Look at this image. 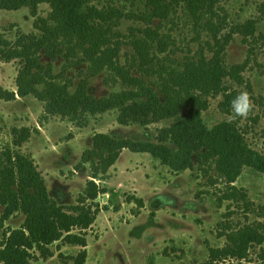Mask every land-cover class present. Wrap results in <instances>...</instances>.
<instances>
[{"label": "rangeland", "instance_id": "374dc122", "mask_svg": "<svg viewBox=\"0 0 264 264\" xmlns=\"http://www.w3.org/2000/svg\"><path fill=\"white\" fill-rule=\"evenodd\" d=\"M37 1L35 6L29 3L18 9L0 8V52L9 48L20 34H38L33 22L46 18L50 6L49 0ZM97 1L106 5L110 0ZM89 2L95 6V0ZM170 3L168 18L161 20L150 16L153 8L147 0L113 2L125 14L131 13L118 28L125 44L119 63L132 67V76L143 80L147 87H157L158 76L138 71L131 46L134 36L143 37L144 30L157 32L168 48L165 53L156 51L158 67H180L189 60L196 61L202 53L208 57L213 54L208 44L213 45L214 41L203 23L196 24L181 3ZM217 13L226 20L221 22L217 37L225 43L223 40L230 36L220 58L225 66L244 68L239 84L229 80V91H234L235 97L247 91L254 108L247 118L232 119V111L223 114L219 110L223 95H213L206 99L207 108L201 119L207 128L224 121L238 125L246 143L264 162V0H222ZM247 23H252L253 29ZM83 57L81 52L70 59L59 56L51 63L53 74L70 82L71 90L85 79L87 93L96 98L129 88L111 71L92 75L95 69ZM48 62L45 56L41 58L42 64ZM18 69V60L0 59V85L4 89L16 91ZM117 115L115 110L87 115L86 125L77 126L60 116L46 115L43 103L32 96L0 100L1 164L14 169L11 128L36 129L21 150L33 159L50 199L65 212L74 214L90 179L89 165L82 164L80 169L77 165L91 149L95 134L156 143L159 131L171 122L162 120L147 127L122 126L116 121ZM100 178L95 182L107 192L93 203L100 210L84 234L83 264H264V172L244 167L237 180L228 184L216 171L213 160L193 158L191 169L176 171L149 154L123 150ZM136 198L142 199V208L137 206ZM2 212L0 207V215ZM22 224L20 212L6 221L0 220V243L6 228L19 229ZM247 227L262 241L249 245L242 260L223 256L220 251L233 248L231 237ZM82 249L57 242L51 246L52 257L43 260L33 251L26 264H74ZM211 251L217 256H212Z\"/></svg>", "mask_w": 264, "mask_h": 264}, {"label": "trees", "instance_id": "16d2710c", "mask_svg": "<svg viewBox=\"0 0 264 264\" xmlns=\"http://www.w3.org/2000/svg\"><path fill=\"white\" fill-rule=\"evenodd\" d=\"M147 1L153 8L150 16L161 20L168 18L171 1L181 3L194 22L203 23L202 26L211 33L214 44H208V47L212 56L202 53L196 61L189 60L180 67H158L156 51L165 53L168 48L157 32L144 30L143 37L134 36L131 46L138 71L147 76H158L157 87H147L143 80L132 76V67L119 63L125 44L118 28L131 13L125 14L113 5L114 0L106 5H99L95 0V6L89 0H49L48 16L33 22V29L38 34H20L9 48L0 52V59L5 62H19L16 91L0 85V100L32 96L43 103L46 115L60 116L77 126L86 125L87 115L114 110L118 112L116 121L122 126L147 127L171 120L159 131L156 143L95 134L91 149L77 165V169L82 164L89 165L90 179L74 207V214L65 212L50 199L33 159L21 150L37 130L11 128L14 169L3 167L0 155V207L3 208L0 220L6 221L15 212H20L23 224L19 229L6 228L0 243V264H26L33 251L46 260L53 256L51 246L57 242L83 248L74 260V264H83L86 257L84 234L100 210L98 204L93 206V203L107 192L95 181L107 174L123 150L149 154L176 171L191 169L193 158L213 160L216 171L228 184L237 180L244 167L264 172V162L246 143L238 125L224 121L207 128L201 119V113L207 108L206 99L213 95H223L219 110L223 114L231 113L235 94L229 91V80L239 84L244 69L241 65L225 66L220 58L230 38L226 37L223 43L217 37L221 33V22L226 21L217 13V5L222 0ZM37 2L0 0V8L18 9L29 3L35 6ZM246 25L253 29L252 23ZM78 52L92 64L95 69L92 75L111 71L129 88L96 98L87 93L83 79L71 90L70 82H63L61 76L53 74L51 63L59 56L74 58ZM43 56L49 59L48 64L41 63ZM135 202L139 208L143 207L141 198H136ZM261 241L254 230L243 228L231 237L233 248L220 253L242 260L249 245ZM215 253L211 251L216 257Z\"/></svg>", "mask_w": 264, "mask_h": 264}, {"label": "clouds", "instance_id": "9594fccd", "mask_svg": "<svg viewBox=\"0 0 264 264\" xmlns=\"http://www.w3.org/2000/svg\"><path fill=\"white\" fill-rule=\"evenodd\" d=\"M254 108V103L247 91L240 92L231 102L232 119L247 118Z\"/></svg>", "mask_w": 264, "mask_h": 264}]
</instances>
